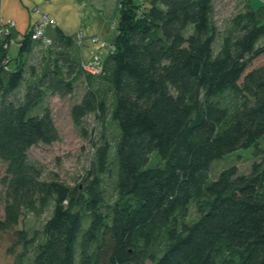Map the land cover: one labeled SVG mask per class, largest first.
Masks as SVG:
<instances>
[{
	"label": "trees",
	"instance_id": "obj_1",
	"mask_svg": "<svg viewBox=\"0 0 264 264\" xmlns=\"http://www.w3.org/2000/svg\"><path fill=\"white\" fill-rule=\"evenodd\" d=\"M119 2L113 48L97 74L81 68L75 38L58 29L46 31L38 71L27 64L39 43L29 30L14 59L7 36L0 40V233L25 211L51 206L37 238L15 233L25 253L33 247L31 264H264V6L242 0L221 34L214 0ZM79 78L74 124L109 113L119 129L114 154L107 142L96 149L82 194L43 179L28 158L33 145L58 139L44 100L72 94ZM250 147L247 173L231 165L210 179L214 160ZM154 152L159 162L148 166ZM111 157L117 199L107 204ZM191 207L197 216L187 223Z\"/></svg>",
	"mask_w": 264,
	"mask_h": 264
},
{
	"label": "rangeland",
	"instance_id": "obj_2",
	"mask_svg": "<svg viewBox=\"0 0 264 264\" xmlns=\"http://www.w3.org/2000/svg\"><path fill=\"white\" fill-rule=\"evenodd\" d=\"M243 8L242 0H214L213 19L217 30L221 34L225 33L230 28L232 18ZM220 38L217 39L219 42ZM100 43L98 41L97 45ZM112 46V45H111ZM110 46V47H111ZM217 49V45H215ZM78 48L75 44L73 53ZM47 48L41 44H36L34 50L27 57V64L32 65L34 70L38 71L44 63V52ZM81 56L87 63L92 59L87 58L88 52L86 48H81ZM105 52H108L104 48ZM17 52V44L11 40L10 55H15ZM17 57V56H16ZM14 57V58H16ZM24 57H26L24 55ZM22 57V58H24ZM13 58V59H14ZM259 63H264V56L258 59ZM84 83L81 78L75 83L74 92L65 97L49 95L44 100V106H47L53 116L55 126L58 130V139L50 144L38 143L33 145L28 150V158L31 162L40 167L43 179L47 181H57L70 188H76L77 193L82 194L90 180V164L94 159L96 149L103 145L104 142L110 144L114 154V141L119 134L117 123L111 119L109 113H106L104 118L96 114H88L81 125L78 127L72 121L70 115L71 106L77 103L84 92ZM104 88L101 95L106 96L111 100V94ZM41 109H36L35 113H39ZM264 143V140L261 141ZM253 160V147L247 149H238L230 154L223 156L220 159L213 161L209 171L210 179L217 176L219 171L225 167L235 165L242 173H247L250 170V165ZM159 162V156L156 152L150 156L148 166H153ZM115 164L111 161L109 170L102 175V186L104 188L105 201L107 204H112L117 199L116 190V172ZM5 163L0 161V219L4 215V196H5ZM49 209L41 211L40 208L35 212L25 211L19 222L12 228L0 233V264H31L33 258V247L28 246L26 253L23 243L17 241L15 235L17 230L27 231L28 238H37L40 234L43 224L51 215ZM196 212L191 207L189 215L185 219L187 223L196 218ZM85 221V220H84ZM85 224L83 225L84 229Z\"/></svg>",
	"mask_w": 264,
	"mask_h": 264
},
{
	"label": "crops",
	"instance_id": "obj_3",
	"mask_svg": "<svg viewBox=\"0 0 264 264\" xmlns=\"http://www.w3.org/2000/svg\"><path fill=\"white\" fill-rule=\"evenodd\" d=\"M254 7L264 6V0H252ZM119 0H0V26H4L9 40L8 55L14 58L18 54L19 40L28 32L30 27L39 19L41 14L52 18L56 25L47 28L49 35L55 29L60 30L67 36L74 37L82 32L87 38L95 36L100 43L91 44L85 40L83 45L74 51L79 61L84 60L81 56V48H86L91 55L97 54L103 60L116 34V26L119 18ZM13 21V26H6ZM11 40L17 44V52L10 55Z\"/></svg>",
	"mask_w": 264,
	"mask_h": 264
},
{
	"label": "built area",
	"instance_id": "obj_4",
	"mask_svg": "<svg viewBox=\"0 0 264 264\" xmlns=\"http://www.w3.org/2000/svg\"><path fill=\"white\" fill-rule=\"evenodd\" d=\"M14 22L9 21L6 26H13ZM55 21L47 16L46 14H41L39 19L30 27L29 31L31 32V38L35 41H38L43 46H48L50 44V39L46 34L47 28L55 27ZM5 26V25H4ZM4 26H0V40L6 36ZM87 40L91 44H97L98 38L91 36L87 38L82 32H79L75 36V42L78 46L83 45L84 41ZM113 46L110 47L111 50ZM81 68L90 74H97L100 71L101 59L97 54H93L92 59L87 63L81 61Z\"/></svg>",
	"mask_w": 264,
	"mask_h": 264
}]
</instances>
